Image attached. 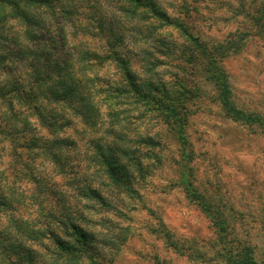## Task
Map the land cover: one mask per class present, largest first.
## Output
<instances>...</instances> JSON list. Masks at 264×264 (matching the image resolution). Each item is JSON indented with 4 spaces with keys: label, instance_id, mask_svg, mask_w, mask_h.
Masks as SVG:
<instances>
[{
    "label": "trees",
    "instance_id": "16d2710c",
    "mask_svg": "<svg viewBox=\"0 0 264 264\" xmlns=\"http://www.w3.org/2000/svg\"><path fill=\"white\" fill-rule=\"evenodd\" d=\"M183 5L179 10L184 8L188 20H194L193 7ZM244 42L242 37L210 45L156 0H0V71L15 75L17 67L25 69L24 75L18 70L16 77L0 79V107L6 108L0 135L12 144L21 141L22 148L49 159L59 174L70 177L75 199L81 203L75 210L62 203L56 220L60 235L50 224L34 232L31 222L12 217L9 227L13 223L18 233L23 229L33 233L49 260L31 257L24 261L14 253L15 262H3L102 264L95 243L104 235L86 227L109 222L94 221L86 212H117L109 198L140 197L138 180L145 182L163 164L165 141L173 137L180 153L179 185L209 219L214 239L202 249L176 236L162 222L151 228L154 235L192 264H264L257 259L255 246L235 233L236 227L241 230L231 219L237 213L235 207L221 195L200 190L192 166L197 154L191 139L192 119L195 108L207 98L202 80L213 87L226 118L264 136V116L237 104L219 63L220 56L239 52ZM130 53L141 58L143 76L135 72ZM6 120L10 131L1 126ZM77 125L83 126L82 133L95 134L87 151L89 173L82 176L73 164L77 142L61 136ZM35 126L48 137L33 134L27 138ZM12 155L16 156V150ZM38 182L42 193L46 186ZM9 201L0 194V211L7 210ZM11 249L16 250L12 245Z\"/></svg>",
    "mask_w": 264,
    "mask_h": 264
},
{
    "label": "rangeland",
    "instance_id": "374dc122",
    "mask_svg": "<svg viewBox=\"0 0 264 264\" xmlns=\"http://www.w3.org/2000/svg\"><path fill=\"white\" fill-rule=\"evenodd\" d=\"M156 1L171 17L181 20L193 34H199L210 45L244 37L242 49L220 56L219 63L229 77L237 104L264 116V0ZM183 3L193 7L194 20H188L184 8L179 10ZM13 27L19 31L18 27ZM68 31L70 33L71 29ZM53 34L58 38L57 32L53 31ZM134 55L129 54L133 68L143 76L141 58ZM15 70V75L2 74L1 70L0 79L14 78L18 70L22 75L25 73L24 68ZM201 82L203 95L207 98L195 108L190 130L197 150L192 164L196 185L209 194L221 195L230 207H235L239 217L234 218L237 215L234 213L231 219L233 224L241 227V230L236 227L235 233L249 240L256 248L257 259L264 262V136L254 133L253 127L236 124L226 118L215 101L213 87L203 80ZM5 112L6 108L0 107V121L4 119L2 115ZM1 126L7 131L12 127L7 120ZM36 126L27 138L33 134L48 137L46 131ZM83 130V126L77 125L61 134L78 144L77 153L73 154L78 176L89 173L86 171L90 167L87 151L90 140L95 136L88 130L82 133ZM0 141H4L0 144V194L11 200L7 210L1 208L0 211V264H9L3 262L8 259L15 262L17 257L14 253L24 261L34 257L37 261L43 259L47 262L48 255L32 237L33 233H24V229L18 233L13 223L9 227L10 219L28 220L34 232H41L44 225L50 224L52 230L60 235L62 229L57 221L62 203H67L66 207L73 210L81 203L75 199L70 177L59 174L49 159L22 148L21 141L12 144L2 135ZM165 143L163 164L157 166L145 182L138 180L136 189L140 197L109 198V202L119 210L117 212H105V209H101L99 214L92 210L86 212L94 221L104 218L109 222L103 226L86 227L91 232L109 235L100 237L101 240L95 243L102 264H192L186 257L169 250L154 235L151 228L160 222L176 236L196 242L202 249H206V243L214 239L209 219L187 199L179 185L180 153L176 141L170 137ZM13 149L16 156L12 155ZM35 179L41 185L45 184L44 192L37 190ZM61 196L65 198L63 202L59 200ZM124 229L129 232L123 234ZM104 243L108 245L104 246ZM11 245L16 250H12ZM45 245L51 247L48 241Z\"/></svg>",
    "mask_w": 264,
    "mask_h": 264
}]
</instances>
